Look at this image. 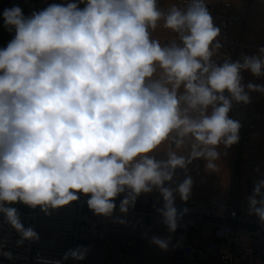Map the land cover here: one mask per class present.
I'll use <instances>...</instances> for the list:
<instances>
[{
  "label": "clouds",
  "instance_id": "9594fccd",
  "mask_svg": "<svg viewBox=\"0 0 264 264\" xmlns=\"http://www.w3.org/2000/svg\"><path fill=\"white\" fill-rule=\"evenodd\" d=\"M3 19L15 29L0 49V211L10 224L24 238H37L5 203L47 211L82 193L96 214L111 215L119 194L127 192L120 203L126 213L155 188L164 200V223L174 232L180 218L174 192L187 201L192 179L175 189L165 182L193 159L215 169L217 147L238 142L240 124L228 117L231 101L249 103L240 73L264 75V48L262 57L245 56L243 63H213L219 28L203 0L184 10L173 6L166 15L157 0H86L82 9L51 4L29 17L14 5ZM161 20L180 44L162 47L150 37ZM157 67L162 75L153 79ZM247 89L264 93L261 85ZM188 137L194 140L188 158L173 150L167 160L151 155L170 140L179 150ZM262 188L264 180L249 205L264 222ZM153 243L167 248L162 239ZM86 252L70 249L64 258L82 260Z\"/></svg>",
  "mask_w": 264,
  "mask_h": 264
},
{
  "label": "built area",
  "instance_id": "2783aa9c",
  "mask_svg": "<svg viewBox=\"0 0 264 264\" xmlns=\"http://www.w3.org/2000/svg\"><path fill=\"white\" fill-rule=\"evenodd\" d=\"M49 1L52 0H11V3L29 17L32 5ZM57 1L67 4V0ZM181 2L184 10L191 0ZM203 2L214 26L219 28L211 61L216 65L235 62L232 49L239 42L230 37V30L244 25L242 15H230L232 5L228 0L219 10L214 9L213 0ZM11 31L13 39L15 29ZM171 41L181 43L177 33ZM217 43L219 48H215ZM252 84L262 82L256 78ZM245 92L249 103L232 100L228 117L253 131L264 121V112L259 110V92ZM224 95L231 100L227 91ZM193 143L191 137L185 139L184 149L189 154ZM248 161L255 163L254 159ZM201 164L202 158L193 159L191 171L197 172ZM126 194L115 198L116 207L111 215L96 214L87 203L90 195L82 193H77L78 200L58 208L49 207L47 211L39 205L12 204L23 228L32 229L37 238H24L0 211V264H264V222L254 213L243 212L235 200L174 198L180 218L173 232L160 212L163 197L152 196L145 205L135 202L124 213L120 211V203ZM3 206L9 207L7 203ZM153 238L166 241L167 248L153 243ZM78 247L87 250L84 259L64 258L70 249Z\"/></svg>",
  "mask_w": 264,
  "mask_h": 264
},
{
  "label": "crops",
  "instance_id": "0c3cea01",
  "mask_svg": "<svg viewBox=\"0 0 264 264\" xmlns=\"http://www.w3.org/2000/svg\"><path fill=\"white\" fill-rule=\"evenodd\" d=\"M225 1L213 0L214 9L219 10ZM228 1L232 5L230 15H242L244 20L242 27H232L230 30V37L239 42L232 49L235 62L243 63V57L245 56L262 57L259 49L264 48V0ZM3 3L4 0H0V16ZM66 3H77L81 9L86 6V0L85 3H80V0H67ZM51 4H62V2L52 0L44 4H34L30 16L33 12L42 11ZM173 6L183 10L181 0H157L158 9L165 15ZM11 7H13V4L10 2L9 8ZM149 31L150 37L158 40L162 47L170 46L173 43L171 38L174 32L163 27V20L157 22L155 30L150 29ZM11 40L12 31L10 28L5 27L1 49L6 48ZM161 75L162 70L157 67L153 79H159ZM240 75L241 85L245 90H248L247 85L254 83L256 78H259L262 82L261 86H264V75L255 76L249 70H242ZM179 91L180 93L183 92V86ZM258 101L259 110L264 112V93L259 92ZM238 136V142L231 147L226 148L223 144L217 147L220 155L217 160L213 161L216 165L215 169H207L208 161L202 158L200 168L193 173L191 171L192 160L186 169H175L172 181L165 182L164 186L175 189L186 177H191L192 188L188 200L207 198L235 200L243 212L250 213L249 197L253 195L255 185L262 180L264 171V121L259 122L253 131H247L240 127ZM168 150L177 151L179 155H184L186 158L190 155L185 151L184 145L177 150L176 145L171 140L151 155L156 160H167ZM249 159H254L255 163H249ZM261 192L264 193L262 189ZM152 196H161V194L158 189L153 188L149 193H141L135 202L145 205ZM174 198L181 200L178 192H174ZM256 198L260 199L259 196Z\"/></svg>",
  "mask_w": 264,
  "mask_h": 264
},
{
  "label": "water",
  "instance_id": "95a60500",
  "mask_svg": "<svg viewBox=\"0 0 264 264\" xmlns=\"http://www.w3.org/2000/svg\"><path fill=\"white\" fill-rule=\"evenodd\" d=\"M11 0H4L3 7H2V12L0 16V49H1V44H2V39H3V34H4V19H3V12L5 9L9 8Z\"/></svg>",
  "mask_w": 264,
  "mask_h": 264
},
{
  "label": "rangeland",
  "instance_id": "374dc122",
  "mask_svg": "<svg viewBox=\"0 0 264 264\" xmlns=\"http://www.w3.org/2000/svg\"><path fill=\"white\" fill-rule=\"evenodd\" d=\"M7 206L11 207V206H12V204H7Z\"/></svg>",
  "mask_w": 264,
  "mask_h": 264
}]
</instances>
